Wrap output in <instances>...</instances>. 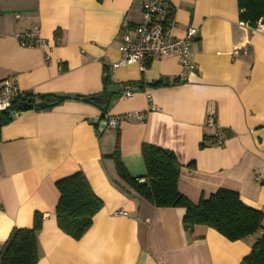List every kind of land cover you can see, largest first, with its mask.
<instances>
[{
  "label": "crops",
  "instance_id": "crops-1",
  "mask_svg": "<svg viewBox=\"0 0 264 264\" xmlns=\"http://www.w3.org/2000/svg\"><path fill=\"white\" fill-rule=\"evenodd\" d=\"M142 1L0 0V81L14 76L21 91L69 97L49 110L14 112L0 127V251L13 228H30L40 212L36 264H240L250 253L260 233L229 241L206 226L185 229L184 208L152 206L107 155L118 138L124 167L140 178L141 145L169 149L181 164L178 190L193 203L226 188L264 211V35L241 24L237 0H168L174 35L197 30L195 69L174 84L182 70L174 56L113 66L123 27L142 19ZM34 25L44 49L21 46L15 36ZM239 45L247 53L231 54ZM105 67L113 93L106 115L141 116L98 134L102 101L73 97L99 94ZM127 84L135 91L120 97ZM209 116L221 128L220 145L207 138ZM77 171L102 207L73 239L56 222L55 182Z\"/></svg>",
  "mask_w": 264,
  "mask_h": 264
},
{
  "label": "trees",
  "instance_id": "trees-1",
  "mask_svg": "<svg viewBox=\"0 0 264 264\" xmlns=\"http://www.w3.org/2000/svg\"><path fill=\"white\" fill-rule=\"evenodd\" d=\"M239 19L255 25L264 15V0H237ZM103 90L99 94L74 96L97 106L100 99L111 98L108 91L111 84L107 68L103 74ZM176 82L174 79V84ZM139 89L142 83L137 84ZM69 97L53 93L32 94L24 92L12 102L10 110L23 112L27 110L44 111L62 103ZM106 115L103 111L99 118ZM8 110L0 112V127L11 121ZM214 142V134L208 136ZM214 144V143H213ZM202 146V145H201ZM141 155L145 167L143 177H132L124 167L119 153L118 138L114 150L107 155L113 160L118 177L131 187L142 199L154 207H182L185 209L182 223L190 230L196 225L214 229L229 241H237L260 233L251 246L248 255L240 264H264V211L245 205L236 191L219 188L207 197L201 196L197 203L190 201L179 192L177 183L181 164L175 153L169 149L143 143ZM142 179V181H139ZM59 197L55 205L58 227L79 239L91 226L92 218L102 207V201L92 191L81 171L74 172L55 182ZM42 214H33L30 228H13L0 251V264H36L39 259L37 234L42 226Z\"/></svg>",
  "mask_w": 264,
  "mask_h": 264
},
{
  "label": "built area",
  "instance_id": "built-area-1",
  "mask_svg": "<svg viewBox=\"0 0 264 264\" xmlns=\"http://www.w3.org/2000/svg\"><path fill=\"white\" fill-rule=\"evenodd\" d=\"M141 21L132 28L125 26L121 33V41L118 46L120 59L113 64H142L146 60L157 57L174 56L180 62L181 73L175 78L176 82H182L186 75L195 69L192 57V43L197 30L195 27H187L183 36H175L174 8L168 0H143L141 3ZM18 16V15H16ZM246 28H250L264 35V15L261 16L255 25H250L247 21H241ZM19 44L24 47L46 48L47 42L39 34V26L34 25L29 29L18 31L15 34ZM247 47L233 46L231 54H246ZM143 68V66H141ZM135 88L131 84L125 85L120 97H130ZM16 83L15 77H5L0 81V112L10 110L12 102L23 95ZM130 115L140 118V113L121 114L97 119L93 125L98 134L106 129H116L120 122ZM206 125L214 129V145L223 142L221 128H219L212 116L207 117ZM142 181V179H139ZM126 214V212H121Z\"/></svg>",
  "mask_w": 264,
  "mask_h": 264
},
{
  "label": "water",
  "instance_id": "water-1",
  "mask_svg": "<svg viewBox=\"0 0 264 264\" xmlns=\"http://www.w3.org/2000/svg\"><path fill=\"white\" fill-rule=\"evenodd\" d=\"M152 83L155 84L156 82L154 81V82H152ZM100 100L102 101V104H101L99 107H100L102 110H104L105 107H106L107 98H106V97H103V98H101ZM8 113H9V115H10L11 118H13L14 115H15V114H14V111H12V110H9Z\"/></svg>",
  "mask_w": 264,
  "mask_h": 264
}]
</instances>
